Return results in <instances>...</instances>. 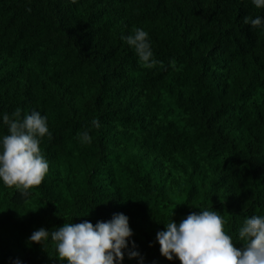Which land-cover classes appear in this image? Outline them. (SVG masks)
I'll return each instance as SVG.
<instances>
[{
  "label": "trees",
  "instance_id": "16d2710c",
  "mask_svg": "<svg viewBox=\"0 0 264 264\" xmlns=\"http://www.w3.org/2000/svg\"><path fill=\"white\" fill-rule=\"evenodd\" d=\"M251 0H0V136L16 108L47 117L42 183L0 181V264H60L33 231L128 217L142 264L171 218L216 210L236 240L264 215V29ZM148 33L143 67L124 37ZM99 127H93V120ZM87 131L91 143L79 134ZM172 214V216H171ZM66 264V262H65ZM120 264H141L129 259Z\"/></svg>",
  "mask_w": 264,
  "mask_h": 264
},
{
  "label": "clouds",
  "instance_id": "9594fccd",
  "mask_svg": "<svg viewBox=\"0 0 264 264\" xmlns=\"http://www.w3.org/2000/svg\"><path fill=\"white\" fill-rule=\"evenodd\" d=\"M69 2L74 4L77 0ZM251 3L257 9L264 8V0H251ZM243 22L264 29V20L259 16L245 17ZM124 40L134 49L143 67H154L157 61L146 31L137 28ZM2 121L7 134L0 136V181L27 197L49 171V163L40 148L41 140L52 136L47 117L35 110L22 114L18 107L10 115L3 114ZM91 123L99 127L98 120ZM79 139L82 143L92 140L87 131L80 133ZM224 228L223 216L214 209L190 213L178 224L170 218L165 229L156 233L160 255L169 261L176 258L180 264H264V215H253L243 221L236 236L240 247ZM132 235L128 217L117 213L95 225L84 220L64 223L51 232L39 228L28 237V242L44 247L50 240L60 264H120L125 252L129 259L138 258L142 264L143 257L134 250L136 245L132 243L129 247ZM15 264L20 262L17 260Z\"/></svg>",
  "mask_w": 264,
  "mask_h": 264
}]
</instances>
